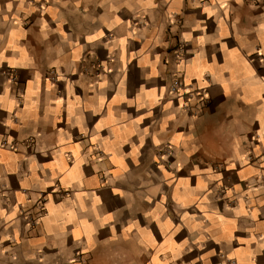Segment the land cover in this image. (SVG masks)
Segmentation results:
<instances>
[{
  "label": "crops",
  "instance_id": "obj_1",
  "mask_svg": "<svg viewBox=\"0 0 264 264\" xmlns=\"http://www.w3.org/2000/svg\"><path fill=\"white\" fill-rule=\"evenodd\" d=\"M0 264H264V0H0Z\"/></svg>",
  "mask_w": 264,
  "mask_h": 264
},
{
  "label": "built area",
  "instance_id": "obj_2",
  "mask_svg": "<svg viewBox=\"0 0 264 264\" xmlns=\"http://www.w3.org/2000/svg\"><path fill=\"white\" fill-rule=\"evenodd\" d=\"M183 40L180 41V44L178 45L177 49L175 50V56L180 60L183 56V49H184V44ZM184 86L183 80L179 78V76H176L173 78V85L171 87L172 92H179L180 93V88Z\"/></svg>",
  "mask_w": 264,
  "mask_h": 264
}]
</instances>
